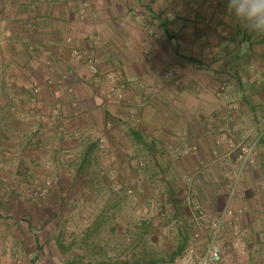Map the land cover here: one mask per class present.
Returning <instances> with one entry per match:
<instances>
[{
  "label": "crops",
  "instance_id": "0c3cea01",
  "mask_svg": "<svg viewBox=\"0 0 264 264\" xmlns=\"http://www.w3.org/2000/svg\"><path fill=\"white\" fill-rule=\"evenodd\" d=\"M89 54L104 79L125 84L122 104L98 96ZM55 110L64 121L39 120ZM247 132L248 144L258 142L237 183L242 151L233 146ZM0 157V199H26L6 192L7 183L50 181L48 203L64 208L71 197L88 207L109 197L106 211L116 216L115 198L133 194L141 211L168 214L181 230L198 229L196 207L221 215L230 201L225 224L248 233L249 253L258 254L264 36L242 30L227 0H0ZM114 182L120 193L110 190Z\"/></svg>",
  "mask_w": 264,
  "mask_h": 264
},
{
  "label": "rangeland",
  "instance_id": "374dc122",
  "mask_svg": "<svg viewBox=\"0 0 264 264\" xmlns=\"http://www.w3.org/2000/svg\"><path fill=\"white\" fill-rule=\"evenodd\" d=\"M66 77L70 78L69 75ZM114 82L107 77V83ZM225 85L222 88L225 89ZM228 100L229 110L236 111L238 102ZM247 134L249 132L244 135ZM102 137L108 144L107 138ZM2 160L0 157V168L3 167ZM250 163L251 159L248 165ZM144 165V161L139 163L140 167ZM239 166L241 168V162ZM244 170L241 173L239 170L237 183ZM116 175L110 174L113 181ZM30 185L15 181L4 186L9 193H12L11 187L15 186L19 189L42 187L46 192L45 196L35 201L30 198L14 199L11 196L0 199V264H188L190 249L195 247L203 250L210 237V230L206 228L197 229L192 226L181 230L168 214L155 211L144 213L141 211L140 200L133 197L132 190L131 198L122 194L115 198L119 205L115 211L116 216H113V213L106 211L109 197L94 198L88 207H83L81 199L67 197L62 208L55 205L53 199L49 203L47 201L52 186L50 181L44 184L35 181ZM116 187H119L118 190ZM110 190L120 193L119 182H114ZM110 193L108 190L107 195ZM102 211L105 214H101ZM212 216L218 218L220 215ZM165 221V226L161 227ZM227 223L219 239L223 247V264H262L258 260L264 256V250L258 254L249 253L248 243L253 239L250 237L247 240L248 233L246 236L240 228H235L233 220L231 224ZM196 233H201L197 241L194 239ZM247 257L255 260H246Z\"/></svg>",
  "mask_w": 264,
  "mask_h": 264
},
{
  "label": "built area",
  "instance_id": "2783aa9c",
  "mask_svg": "<svg viewBox=\"0 0 264 264\" xmlns=\"http://www.w3.org/2000/svg\"><path fill=\"white\" fill-rule=\"evenodd\" d=\"M86 64L91 72V74L97 79L99 85L98 96L103 99L105 103L108 104H122L125 100V84L120 82L107 83V80L104 79L100 71L98 59L89 54L86 58ZM41 92L40 87L36 84L33 86L32 91V101L36 102L39 94ZM235 107V105H233ZM39 120L41 122H47L49 124H57L64 121V116L61 112L55 110L52 116L46 114H40ZM107 129L112 127V123L109 121L106 124ZM250 134L244 135L241 139L234 144V148L242 151V161L240 173L247 167L250 162L251 156L255 149V146L258 140H252L248 144ZM36 142L39 146H42V143H38L35 138L30 140V143L33 144ZM99 147L101 150H105L108 147L106 139L101 137L99 139ZM142 164V163H141ZM42 187H26L19 189L18 187H11V192L18 193L24 198H30L33 201L40 199L45 196L46 189H41ZM119 187L115 189L118 190ZM228 216H233V211L230 208V201L227 203L226 208L223 213L218 218H212L207 214V212L200 208L196 207L194 212V221L198 229L207 228L210 230V237L206 240V245L203 250H198L195 247H192L189 251L188 264H223V247L220 244V236L223 226L227 220ZM201 233H196L194 236L195 241L199 240Z\"/></svg>",
  "mask_w": 264,
  "mask_h": 264
},
{
  "label": "clouds",
  "instance_id": "9594fccd",
  "mask_svg": "<svg viewBox=\"0 0 264 264\" xmlns=\"http://www.w3.org/2000/svg\"><path fill=\"white\" fill-rule=\"evenodd\" d=\"M227 12L242 30L264 36V0H227Z\"/></svg>",
  "mask_w": 264,
  "mask_h": 264
},
{
  "label": "trees",
  "instance_id": "16d2710c",
  "mask_svg": "<svg viewBox=\"0 0 264 264\" xmlns=\"http://www.w3.org/2000/svg\"><path fill=\"white\" fill-rule=\"evenodd\" d=\"M176 255H178V254H176ZM174 258H175V256L172 258V260H174ZM100 264H105V263H100ZM113 264H128V263H126V262H115Z\"/></svg>",
  "mask_w": 264,
  "mask_h": 264
}]
</instances>
